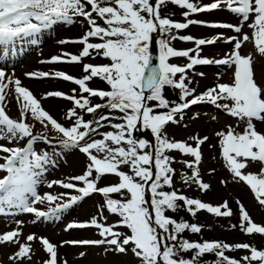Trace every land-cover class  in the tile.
<instances>
[{
    "label": "snow or ice",
    "instance_id": "snow-or-ice-1",
    "mask_svg": "<svg viewBox=\"0 0 264 264\" xmlns=\"http://www.w3.org/2000/svg\"><path fill=\"white\" fill-rule=\"evenodd\" d=\"M169 3L184 10L182 16L185 22L162 15L161 9ZM217 9L232 13L237 23L207 26L230 29L236 35L213 39L178 35L180 30L190 25L203 23L188 19L190 14ZM76 18H82L80 23L87 26L84 35L78 40L61 43L79 44L82 46L80 52H65L44 63L81 65L84 58L97 57L108 63H83L82 78H75L63 71L26 73L32 79L47 78L78 86L79 93L73 88L71 95L50 91L41 97L71 101L73 107L67 109L64 116L71 126L65 127L59 123L42 107L40 100L22 86L19 79H12L0 70V141L11 144L26 139L23 148L0 144V153L5 154L0 155L3 161L0 172L5 173L0 178V214L5 213L6 206L38 218H58L72 205L98 193L104 203L97 205V214L87 222L73 223L68 228H94L100 239L65 243L105 246L106 251L125 255L130 252L137 264H197L207 253L215 254L216 264H264V250L247 243L233 246L218 241L198 243L181 239L185 231L200 233L202 228L178 221L167 215L168 212H176L183 207L193 217L199 211L225 218L232 217L234 213L227 201L212 206L180 194L174 188L177 170L172 167L173 163H180L191 170L190 175L180 173L183 184L188 187L195 184L201 191L210 188L209 184L203 182L200 173L203 159L201 145L209 138L195 137V146H192L170 139L165 131L168 124L180 123L185 110L201 103L211 104L228 116L237 118L244 125L242 132L237 133L229 126L226 132L216 133L220 138V154L232 179L245 184L258 204L264 207V133L258 132L255 126L256 121H264V67L258 79L253 61V55L264 59V0H213L207 5H199L193 0H156L155 5L151 0H0V45L7 46L18 38L31 37L58 22L73 24ZM33 20L38 23H33ZM245 24L251 30L250 34L243 31ZM154 35L160 37L155 40L159 45L158 64L153 63L150 52ZM92 39L98 42H90ZM217 39H225L226 43L231 44V51L220 59L202 57V46L213 45ZM176 40L194 43L195 48L176 49L172 46ZM249 43L253 46V53L244 54L242 49ZM172 58H187L188 63L183 66L173 64L169 62ZM213 64L232 69L231 82L217 83L206 92L194 95L195 89L189 87L193 82L187 75L188 71L198 65ZM198 75L203 76L204 73ZM94 79L104 82L106 89L90 87ZM165 86L179 90L180 102L172 104L164 97L162 90ZM8 97H12L18 105V120L7 115ZM91 98H99L103 103L93 105ZM149 101L155 102L154 105L150 106ZM102 108L120 115L84 119V114H95ZM156 109L167 111L157 112ZM28 120L60 134L65 149H78L87 158L84 172L69 178L80 186L64 181L47 184L51 188L58 183L60 187L74 189L79 194L71 196L68 203H61L49 212L40 211L34 206L54 203L59 199L51 194L41 196L37 192L44 165L49 161L46 153H36L34 145L40 140L45 143L50 141L43 134L34 135V124L28 123ZM110 120L121 121L109 125L116 131L99 132L100 128L105 127L103 122ZM138 124L150 130L155 137L154 151H144L153 146L145 140L132 138ZM94 133L102 138L94 139ZM172 152L192 159L176 160L169 155ZM253 165L259 166L258 173L244 171ZM122 167H127L129 171H122ZM109 176H115L118 182L98 187L99 181ZM221 183L225 184L226 181L222 180ZM165 188L170 190L166 191ZM112 194H117L119 198H113ZM236 203L240 214L239 229L247 235L264 236V226L251 219L239 200ZM105 209L119 218L113 225L106 223L107 217L103 215ZM20 236L19 230L0 234V245L18 246V250L9 256L13 264L32 258L31 242L36 237L29 235L25 243H20ZM39 243L49 257L43 264H58L57 246L45 238L39 239ZM239 249L247 250L250 255L240 260L225 255L226 251ZM188 252H193L194 256L191 259L183 258L182 254ZM63 264H67V261H63Z\"/></svg>",
    "mask_w": 264,
    "mask_h": 264
},
{
    "label": "rangeland",
    "instance_id": "rangeland-1",
    "mask_svg": "<svg viewBox=\"0 0 264 264\" xmlns=\"http://www.w3.org/2000/svg\"><path fill=\"white\" fill-rule=\"evenodd\" d=\"M193 2L199 5H205L212 3L213 0H193ZM175 7L176 8L173 10V14L168 16V18L177 22H185V18L182 16V11L184 10L180 9L178 6ZM188 19L201 21L203 22L201 24L204 25L237 23V18L232 13L222 9L214 10L210 14L205 15L190 14ZM35 22L37 23V21ZM250 22L251 21H249V23ZM73 24L64 25L61 22L54 24L53 26L58 25L55 29H59L57 31L59 33H55L53 35V39L57 40V37H60L58 39L64 41L65 38H81L82 35H84L85 33L84 29H86L87 27L86 24L81 25V28H77ZM68 26H70V32L61 34L63 32V29ZM243 31L248 32L249 34L251 33V30L247 27L246 24L243 25ZM178 35H190L197 39H213L217 36L227 38L236 34L232 31L224 30L221 28H205L198 26V24H193L190 25L187 29L180 30ZM41 37L44 38L46 36L43 35ZM158 39H160V37L156 36L155 40ZM28 40L31 41L32 39L29 38ZM90 42L98 41L92 39L90 40ZM172 46L176 49L195 48L194 43L183 42L180 40L173 41ZM231 48L232 45L226 43L225 39H217L216 43L213 45L202 46L201 56L214 60L220 59L223 58L226 53L230 52ZM157 49L159 55L158 44ZM242 52L244 54L253 53L252 44H246L245 47L242 49ZM62 53H65V51L61 52L60 50H58L52 54H42V58L45 59H40L41 62L43 61V68L37 69V67L35 66L36 69L34 70H37L38 72L63 71L66 74L72 75L75 78H82V76L84 75V73L82 72L83 63H108L107 60L97 57L95 59L84 58L81 65L44 64V61L50 60L53 56L62 55ZM35 55L36 52H33L30 56H34L33 58H35ZM253 61L257 78L259 79L261 76L262 67H264V59L260 58L257 55H253ZM169 62L180 66L186 65L188 63V61L183 58H172ZM71 67L75 68L72 69ZM34 70H32V72H35ZM24 71H28V73H31L29 69ZM200 72H203L204 75H198V73ZM187 75L189 79L193 82L189 85V87L195 89L194 95H200L206 92L208 89L214 87L217 83H230L232 77V69L227 68L226 66H218L215 64L209 66L198 65L195 66L194 69L189 70ZM24 76V78L20 77L22 86L29 89L37 99L39 98L38 100H40L42 107L47 110L49 114L52 115L53 118H55L59 123H61L65 127L71 126V122L67 121L64 118L66 110L73 107L71 101H66L62 98L55 97H49L47 98L48 100L42 99V96L38 95L35 91H33L31 85L41 84V86L44 87L42 91H44L45 93L50 91H60L69 95L72 94V91L70 90H72L73 88H76L77 93H79L78 86L72 84L71 82L47 78L39 80H35L32 78L30 79L26 75V73ZM89 86L94 89H106L107 87L104 82L99 81L98 79H94L92 82H90ZM165 88L169 89V86H165ZM172 95L173 97L174 95H177L179 97V90L172 92ZM191 98L192 97H189V99ZM8 100L9 104L8 108L6 109L7 115H9V117L14 120H18L20 117L18 105L15 100L12 99V97H8ZM49 100L57 101V103H59L58 113L56 110L51 111L48 108L50 107L49 103L47 102ZM91 102L93 105L97 103H103L99 100V98H91ZM147 103H149L150 106H153L155 102L149 101ZM156 111L159 112L160 109H156ZM101 115L114 116L120 114L110 112L107 108H102L98 109L97 113L95 114H84V119L86 121L95 120L98 119ZM27 122L30 124H34V135L40 136L41 134H43L44 136H47L50 141V143H45L43 140H40L41 142L37 141L34 145V150L36 151V153L40 155L46 153L49 161L44 165V171L41 176L42 182L38 184L37 192L41 196L45 194H51L53 196L59 197V199L54 203L45 202L43 204H35L34 206L40 211L49 212L51 208H55L61 203H68L71 196L79 194L74 189H64L60 187L58 183L53 184L51 188H49L47 184L53 181H64L76 183L78 186H80L78 182L71 181L69 178L81 175L84 172L87 158L83 153L79 152L78 149H65L61 144L62 136L60 134L43 128L42 125L38 122H34L32 120H28ZM120 122L121 121L119 120L104 121L103 123L105 124V127L100 128L99 132H114L116 130L112 129L109 125L111 123ZM229 126H231L237 133L242 132L244 129L243 123L240 122L237 118L228 116L222 110L217 109L215 108V106L208 103H204L203 105L191 106L189 109L185 110L184 117L182 120H180V123H170L166 126L165 131L167 132V135L170 139H173L175 141H184L189 144H192V146H195V141L193 139L195 137L202 138L204 136H207L209 138L203 145H201L203 159L200 165V173L201 179L203 180V182L209 184L210 188L207 191H201L195 184H193L191 187H188L187 185L183 184L180 173L183 172V174L185 175H190L191 170L184 168L183 165L180 163H173L172 167L177 170L176 175L174 176V188L178 190L180 194H183L189 198L199 199L202 202L208 203L212 206L221 205L224 201L228 202L229 207L234 213L233 216L230 218L214 217L212 214H209L205 211H199L195 217L191 216L192 224L201 226V232L204 233L206 236L209 235L208 238H210V240H215L221 243H227L233 246L236 244H244L248 242L254 244V247H256V243H253L248 240V238H245V233H243L239 229L240 214L239 206L236 201L239 200L243 204L245 209L250 214L251 219L256 224L264 226V215L260 214L257 211V208L258 210H260V208L257 206L258 202L255 200L254 195L250 191V189L242 182H236L232 179L231 173L224 166V161L220 154V138L216 135V133L221 131L226 132ZM255 126L258 132L264 133V121H256ZM136 130L137 140H145L153 146L152 148L145 149L144 151H154L156 140L155 137L151 134V131L142 128V126H140L139 124L137 125ZM92 135L94 139L102 138L101 136L95 133ZM25 142L26 139L21 140L19 142H13L14 144H9L6 141H0V144H4L5 146L8 145V147L23 148L24 146H26ZM0 155L4 154L0 153ZM169 155L174 156L176 160L192 159L191 157H182L177 152L169 153ZM0 163H3V161L0 160ZM213 169L215 171H212ZM121 170L125 172L129 171L127 167H122ZM244 171L247 173H258L259 166L253 165L251 167L246 168ZM4 175L5 173L0 172V178H3ZM222 180H225L226 183L222 184ZM117 182L118 178H116L115 176H109L106 179H101L98 183V187H104L110 184H115ZM164 190L169 191L170 189L165 188ZM112 195L113 197L119 198L117 194ZM103 203L104 200L100 194H92L90 197L79 201L78 203L72 205V207L60 213L58 215V218L52 219L38 218L34 214L23 213L20 212L18 209L6 208L5 206V213L0 214V234H5L13 230H19L21 232V236L19 238L20 243H25L26 237L29 235H34L36 237V240L31 242V260L29 261L25 259L22 262H17V264H43V262L49 258L48 255L43 251L42 245L39 243V239L41 238H45L49 240L53 245L57 246L58 264H63V261L65 260L67 261V264H137L136 258H134L130 252L125 255L113 252L111 250L106 251L105 246H84L79 244L65 243L69 241L100 239L97 230L94 228L72 229L68 228V225L89 221L90 218L97 214V205H102ZM221 210L223 211L224 209L222 208ZM103 215L107 217L106 223L108 225H113L119 219L117 216L109 214L106 209L104 210ZM17 222H22V224L18 225ZM233 223L238 226L237 229H231L230 226ZM116 230L127 231L126 229L121 228H116ZM197 237L198 239H200L199 235ZM17 250V245H0V264H13V262L9 260V256L14 254ZM81 253H84V255H81ZM245 254L248 255L250 253L247 250L239 249V252L234 254L232 258L240 260L241 257H243Z\"/></svg>",
    "mask_w": 264,
    "mask_h": 264
},
{
    "label": "bare ground",
    "instance_id": "bare-ground-1",
    "mask_svg": "<svg viewBox=\"0 0 264 264\" xmlns=\"http://www.w3.org/2000/svg\"><path fill=\"white\" fill-rule=\"evenodd\" d=\"M38 23V22H37ZM77 24V22H75L73 25ZM77 28L78 26L75 25ZM75 30V29H74ZM61 32V31H60ZM68 33L70 31H63L61 34H64V33ZM80 32H84V31H80ZM56 33V30H53V32L51 33H47V34H44L46 37L42 38V37H39V38H36L34 40H36V42L32 43L30 42V46H29V49L28 51L26 50L25 52H28V53H32L33 51L36 52V55H35V58H33L34 56L32 57H28L25 61V65L26 67L31 70H34L38 68H43L42 67V63L40 61V59L42 58L41 56V53L39 51L40 49V46H41V41L44 40L45 42V45L42 46L43 47V53L44 54H52V53H55L56 51L58 50H61L62 51H65V52H70V53H75V54H78L81 50V46H78V44L76 45H63L61 42H59L58 40H54L53 39V35ZM72 34V33H71ZM83 36V35H82ZM57 37V36H56ZM62 37V36H61ZM60 38V37H57V39ZM66 39V38H65ZM96 41V40H95ZM43 43V42H42ZM43 45V44H42ZM58 48V49H57ZM51 52V53H50ZM59 54V53H58ZM49 56V55H48ZM54 57V56H53ZM43 59V58H42ZM45 60V59H43ZM99 62V61H98ZM45 64V63H44ZM36 66V67H35ZM10 68H13L14 71L13 73H11L10 71H8L7 69H10ZM72 69H74L75 67H71ZM0 70H3L5 71V73L10 76L12 79H19L20 80V77L22 75L21 73V70L18 71V68H17V64H14V65H10V66H6L4 65L3 63H0ZM18 71V72H16ZM72 76V75H71ZM31 79V78H30ZM37 80V79H35ZM33 81V80H32ZM99 83V82H98ZM101 85V84H100ZM32 88H33V91H35L38 95L42 96L43 94H45L44 91H42L44 89L43 86H41V84H38V85H31ZM71 91V90H70ZM47 92V91H46ZM39 99V98H38ZM48 100V99H47ZM49 103V106L48 107L51 111H57V113L59 112L58 109H59V103H57V101H53V100H49L47 101ZM70 123V122H69ZM41 142V141H40ZM26 143V142H25ZM11 144H14V143H11ZM26 145V144H25ZM40 145V144H39ZM8 146V145H7ZM25 147V146H24ZM36 149V148H35ZM69 151V150H68ZM5 155V154H4ZM57 171V170H56ZM1 177V176H0ZM54 235V234H52ZM66 236V235H65ZM68 252V251H67Z\"/></svg>",
    "mask_w": 264,
    "mask_h": 264
},
{
    "label": "trees",
    "instance_id": "trees-1",
    "mask_svg": "<svg viewBox=\"0 0 264 264\" xmlns=\"http://www.w3.org/2000/svg\"><path fill=\"white\" fill-rule=\"evenodd\" d=\"M163 13L162 15L164 16H167L169 13H170V10H173V8L171 6H164L163 8ZM164 95V97L167 99V98H173L170 96V93L167 92L165 89H164V92L162 93ZM169 100V99H167ZM257 211L264 215V209H261L258 210L257 208ZM167 215H169L170 217L176 219V220H183L185 222H188L190 223V220H189V217L187 215V212L183 209V207H181L178 211L176 212H168ZM200 236V239H198L197 236ZM208 236H206L204 233L200 232V233H192L190 231H185L182 236H181V239H184V240H188L190 242H198V243H202L203 241H208L210 240V238H208ZM250 240L251 242H255L256 243V248L259 249V250H264V236L260 235V234H255V235H252L250 237ZM236 251L235 250H231V251H226L225 252V255H227L228 257H232L233 254H235ZM183 258L185 259H191L193 256H194V253L193 252H188V253H183L182 254ZM216 261H217V257L215 256L214 253H207L205 254L202 258H200L198 261H197V264H216ZM254 264H257L254 263Z\"/></svg>",
    "mask_w": 264,
    "mask_h": 264
},
{
    "label": "water",
    "instance_id": "water-1",
    "mask_svg": "<svg viewBox=\"0 0 264 264\" xmlns=\"http://www.w3.org/2000/svg\"><path fill=\"white\" fill-rule=\"evenodd\" d=\"M154 1V0H151V2ZM150 52L152 54V57H153V63L154 64H157L156 62V47L154 44H151L150 45ZM133 138L135 139L136 138V134L133 135Z\"/></svg>",
    "mask_w": 264,
    "mask_h": 264
}]
</instances>
